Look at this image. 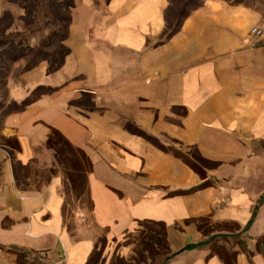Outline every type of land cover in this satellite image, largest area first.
<instances>
[{
  "label": "crops",
  "instance_id": "crops-1",
  "mask_svg": "<svg viewBox=\"0 0 264 264\" xmlns=\"http://www.w3.org/2000/svg\"><path fill=\"white\" fill-rule=\"evenodd\" d=\"M167 5L75 0L63 65L49 73L46 61L25 72L12 66L8 102L38 86L53 90L3 121L1 135L16 137L20 150L14 168L0 145V264H17L11 247L39 252L46 264L64 250L66 264H85L97 234L121 237L140 220L163 222L171 251L208 240L165 264H224L218 249L233 264H264V9L206 0L164 38ZM254 27L261 36H249ZM49 126L92 164L90 235L75 237L64 223L61 175L24 183L53 164ZM149 137L218 162L206 172L212 185L168 195L202 179Z\"/></svg>",
  "mask_w": 264,
  "mask_h": 264
},
{
  "label": "trees",
  "instance_id": "trees-1",
  "mask_svg": "<svg viewBox=\"0 0 264 264\" xmlns=\"http://www.w3.org/2000/svg\"><path fill=\"white\" fill-rule=\"evenodd\" d=\"M110 0H105V3H109ZM206 0H168V5L165 9V26L163 37L167 38L174 34L182 24L183 20L195 9L203 5ZM41 0H33V3L37 5ZM56 15V14H55ZM61 18V17H60ZM64 19V18H63ZM71 21V15L69 13L67 23L64 26H60L59 29L53 30L47 35V37L37 46H30L23 39L21 41L14 43H9L6 50L0 56V89L4 91L0 98V114L1 123L0 131L3 126L4 118L12 112L21 111L27 105L36 100L41 94L47 93L53 90L52 87L38 86L29 95L23 99L21 102L10 101L8 102V92L7 83L8 76L12 69V64L23 58L24 65L22 66V71H28L34 68L41 61L47 62V72H53L58 70L64 63L66 55L69 53V48L65 44V39L68 36L69 24ZM151 141L162 151L170 153L175 157L181 159L190 168L196 172L202 181L184 190L170 191L168 195H184L190 194L202 188L212 185V182L207 179L206 172L208 169L215 168L219 165L218 162L209 160L202 156L195 146L183 147L181 145L171 146L164 145L157 139L149 137ZM0 145L8 149L12 160L14 159V154L16 151L20 150V145L16 137H5L0 133ZM45 147L52 152L53 164L47 170H44V181L47 184L50 179L59 173V170L64 174V188L68 187L73 193L78 194L77 196H82L87 194L89 201H91L88 190V180L87 175L92 169V164L85 154V152L72 145V143L56 128L49 126V133L45 142ZM14 168L17 164L14 160L12 161ZM59 169V170H58ZM24 170H28L27 167ZM67 186V187H66ZM40 187V186H38ZM67 194V190L64 191ZM264 196L260 199L262 201ZM63 202L62 213L64 211ZM257 213V208L253 212L250 220L246 224L243 230L250 227L254 221ZM64 216V215H63ZM201 219H191L192 222H197ZM138 226L141 230H137L135 237L136 246L140 247L142 250L148 253L156 250V253L160 249L165 250V258L161 264H165L170 258L180 253L183 250L195 249L202 247L208 243V240H204L194 244H188L182 249L177 251H171L166 238V227L163 222L153 221V220H140L137 221ZM198 228H202L200 224H197ZM264 243V242H263ZM10 251H13L17 255V264H46L43 262V256L39 252H25L19 248L11 247ZM139 250V249H138ZM224 252V253H223ZM218 253L224 260V264H233V256L226 253L225 251H220ZM151 259V257H150ZM134 261H143L141 254H138ZM85 264H99V252L95 247L90 254L88 260ZM121 264V263H120ZM149 264V263H144Z\"/></svg>",
  "mask_w": 264,
  "mask_h": 264
},
{
  "label": "rangeland",
  "instance_id": "rangeland-1",
  "mask_svg": "<svg viewBox=\"0 0 264 264\" xmlns=\"http://www.w3.org/2000/svg\"><path fill=\"white\" fill-rule=\"evenodd\" d=\"M74 1L75 0H41L40 3L35 5L33 0H0V56L6 50L9 43L16 44V42L23 39L30 46L34 47L39 45L49 33L59 29L60 26H64L67 23ZM225 1H228L230 4H257L258 7L264 9V0ZM24 62V59L21 58L15 61L12 66L16 63H21L23 66ZM14 82L21 86V81ZM3 93L4 91L0 89V98ZM171 146L177 145L172 144ZM44 172V170H36L32 180L24 183L34 184L33 187L44 185V183H46L44 181ZM26 173L29 174L30 170H27ZM57 175L62 176L61 189L65 200L63 217L68 231L75 237L88 235V231H92V225L89 220L92 202L89 201L87 194L79 197L77 196L78 194L71 192L67 186V194H65L64 191L66 190L63 183L64 174L59 170ZM106 181L116 187H122V189L126 190V180H118L110 176ZM20 183L23 182L20 181ZM137 230H141V227L138 226L136 222L135 227L128 230L121 237H112L107 231L97 234L95 247L99 252V264H144L145 262L149 264H161L166 256V251L160 249L158 253H156V250L148 253L140 247H137L135 244ZM138 254H141L143 261L145 259L144 263L142 261H134V258H137Z\"/></svg>",
  "mask_w": 264,
  "mask_h": 264
},
{
  "label": "built area",
  "instance_id": "built-area-1",
  "mask_svg": "<svg viewBox=\"0 0 264 264\" xmlns=\"http://www.w3.org/2000/svg\"><path fill=\"white\" fill-rule=\"evenodd\" d=\"M262 35V29L254 27L249 31L250 37H258ZM43 256V254H41ZM44 261V258L42 259ZM67 256L64 250H61L58 257L51 264H66Z\"/></svg>",
  "mask_w": 264,
  "mask_h": 264
}]
</instances>
